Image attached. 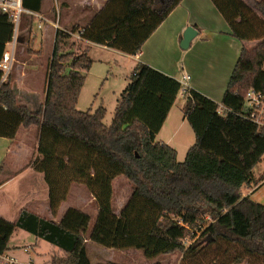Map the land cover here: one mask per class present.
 <instances>
[{
	"label": "trees",
	"instance_id": "trees-1",
	"mask_svg": "<svg viewBox=\"0 0 264 264\" xmlns=\"http://www.w3.org/2000/svg\"><path fill=\"white\" fill-rule=\"evenodd\" d=\"M211 1L231 36L259 43L241 52L221 103L224 115L219 104L190 91L184 113L195 143L183 162L174 148L156 141L180 92L178 80L139 64L108 126L104 107L93 113L77 108L93 65L90 47L80 55L70 52L79 34L92 44L136 56L183 0H108L86 26L58 29L46 98L35 110L19 103L11 75L0 86V138L15 140L20 128L40 132L32 167L45 177L52 214L57 216L73 184L85 186L98 207L89 238L92 218L80 209L69 208L59 223L22 210L12 231L1 235L0 254L13 231L21 229L62 251L53 255L52 264H92L88 240L116 251H142L148 260L181 253V264H201L208 256L211 264H264V205L242 195L243 186L264 177H255L264 161V132L242 116L246 92L264 93V0ZM42 5L43 0H23V8L33 13H40ZM13 35L9 16L0 13V60ZM119 177L130 183L132 195L116 215L113 183ZM203 216L214 223L186 247L184 240ZM172 217L185 218L190 229Z\"/></svg>",
	"mask_w": 264,
	"mask_h": 264
},
{
	"label": "crops",
	"instance_id": "crops-1",
	"mask_svg": "<svg viewBox=\"0 0 264 264\" xmlns=\"http://www.w3.org/2000/svg\"><path fill=\"white\" fill-rule=\"evenodd\" d=\"M107 2L108 0H43L42 10L37 14L43 17L45 21L40 22L34 16H27L33 20V26L31 27L41 32H39L41 39H38L37 42L40 44V42L45 41L48 38V33L51 32L53 43L58 29L70 32L75 26L81 28L86 26ZM55 13L57 14L56 21ZM39 25H42L41 29L38 28ZM191 26L196 30L197 36L191 41L189 47L184 50L181 48V42L187 28ZM73 38L79 44L90 47L89 53H92L94 48L102 50L103 52L100 51L101 57L94 60V63L97 62L101 66H107L110 69L109 73L115 68L117 73L127 70L134 72L139 64H145L176 80H179L182 75H189L191 77V89L205 95L219 105L222 103L241 52L247 44V42H241L231 36L229 26L211 0H183L147 40L142 51L136 56L127 55L118 50L92 44L85 40H79L77 36H73ZM111 75L114 76V73ZM130 82H125V85L128 86ZM186 102L187 96L179 92L175 104L156 138L158 143L169 145L177 151L179 162L185 160L188 150L195 143V135L184 113ZM42 104L40 103V105ZM180 104L181 107L178 108L177 106ZM24 105L29 107L26 103ZM178 114L180 120L177 119ZM39 140L40 132L36 127L20 128L15 140L0 138V167H4L0 176V193L5 194L6 190L13 185L21 184L24 187V183H26L31 185V191L36 194V197L30 202L12 211H15L14 217L20 215L22 210H27L42 218L59 223L69 208H77L85 212V207L90 205L93 206L94 214L89 215L92 219L96 215L97 219L98 207L93 195L89 193L85 186L75 184L71 187L67 200L61 204L57 216L55 217L52 214L48 203L49 188L45 182V177L32 167L33 161L38 156ZM26 175H28V179L23 180L22 178ZM255 177L256 179L261 178L256 175ZM118 182L122 187L127 188V191L124 192L118 202V210L114 209V193L112 204L116 215L121 212L129 200L126 194H131L128 191L131 185L124 177H119L114 181V192ZM242 195L243 197H249L253 202L264 205V178L259 184L243 186ZM72 199L79 201L72 203ZM10 211L7 205L0 204V219H6L7 216L5 215ZM13 222L15 221L13 220ZM89 236L90 232L88 231L87 238ZM10 242L7 243L5 254L20 262H26L27 260H20L16 257L15 249H17V246H10ZM96 246L97 244L87 241L88 255L92 264H100L101 261H115L109 253L116 250L106 248L112 251H101ZM51 247L53 255L62 254L59 248L52 245ZM91 251L95 254H92ZM135 251L126 250L123 252L127 257ZM48 260H51V258ZM149 261L151 264L157 263L156 259Z\"/></svg>",
	"mask_w": 264,
	"mask_h": 264
},
{
	"label": "rangeland",
	"instance_id": "rangeland-1",
	"mask_svg": "<svg viewBox=\"0 0 264 264\" xmlns=\"http://www.w3.org/2000/svg\"><path fill=\"white\" fill-rule=\"evenodd\" d=\"M55 17L56 21V13ZM31 26H33V20L28 18V16L24 14L22 16V21L17 37V49L15 56L16 62L14 63L10 79L13 89L15 90L17 96L19 95V103L22 105L26 103L30 108L37 109L40 103H43L45 98L47 71L49 61L53 53L54 42L52 43V34L51 32H49L48 38H46L45 41L41 40L42 42H40L39 44L37 41L38 39H41V32L38 29V31L34 30ZM258 43L259 41L247 42L246 49L250 50L254 48ZM85 49L86 46L77 44L72 48V50H70V52H73V54L75 55H80L85 51ZM100 51L102 50L94 48L93 52L89 53V57L92 59L93 65L87 73L86 81L82 88L79 99V101H81V104L78 103L77 108L80 111H91L93 113L99 107H104L107 111L104 122L109 126L111 125L114 118V112L118 100L127 87L125 85V82L131 81L133 72H131V70H127L117 73V70L115 68L109 73L110 69H108L107 66H101L100 63L97 62L94 63V60H98V58L101 57L100 55L102 54ZM112 73H114V76L111 75ZM177 107L180 108L181 104ZM177 119L180 120L179 114ZM182 131L184 130L182 129ZM28 175L24 176L22 179H28ZM255 175L257 177H262L264 175V161L256 168ZM25 185L27 184L24 183V187L21 186V184H18L16 186L13 185L6 190L5 194L0 193V202H3L0 204H4L5 206L7 205L9 207V210H11L7 213V215H5L7 216V218L1 220L3 221V224L0 225V239H2V234L12 231L13 228L11 225L14 224L13 220L16 221L19 217V214L16 215L17 217H14L15 211H12L20 208V206H23L27 202H30L34 197H36V194L31 191V185ZM125 191H127V188L122 187V185L118 182L115 186L114 192L115 210H118V202L121 200V196ZM128 191H130L131 194H126V197L128 196V198L130 199L132 195V187L128 189ZM75 200L76 199H72V203L79 201ZM85 208L86 213L90 215L94 214L93 206L87 205ZM202 219L203 220L201 222L203 223V225L208 227L211 221L208 220L206 216H203ZM95 223L96 215L91 220V224L88 230L89 232L92 231ZM192 235L194 236L193 231L191 232L190 236H188L184 240V245H186V247L190 246L201 237V235H199L198 238H196L192 237ZM9 241H11L10 246H17V249L15 250L16 257L18 259L26 261L29 258H32L36 262L39 261V263L42 261L41 263L52 264L51 260H48L50 258L52 259L53 257V250L49 243L43 240L36 239L33 235L21 229H15L10 236ZM96 247L101 251L107 250L102 246L97 245ZM107 251L111 252L112 250ZM92 254L95 253L92 252ZM109 255L111 256V258H114L115 261H101L100 264H151V262L144 256V253L142 251L132 252L130 253V255H127V257L125 255V252L123 251H113V253L111 252L109 253ZM182 256L183 255L181 253H176L175 255L160 256L156 259V261L157 263L159 262L161 264H181ZM211 258V256H208L201 264H211Z\"/></svg>",
	"mask_w": 264,
	"mask_h": 264
},
{
	"label": "built area",
	"instance_id": "built-area-1",
	"mask_svg": "<svg viewBox=\"0 0 264 264\" xmlns=\"http://www.w3.org/2000/svg\"><path fill=\"white\" fill-rule=\"evenodd\" d=\"M0 13L6 14L9 16L11 22L14 25V35L11 40L6 45L3 57L0 60V86L5 83L9 76L11 75L14 63L16 62V49H17V37L18 31L21 25L22 16L24 14L36 17L40 22L45 21L43 17L39 16L37 13L30 12L23 8V0H0ZM56 27H58L56 25ZM38 28H42V25H39ZM84 31V30H82ZM79 40H82L79 34H75ZM180 84V92L187 96L190 95L191 86L190 81L191 77L189 75H182L178 80ZM218 112L221 115L226 113L225 108L222 105H219ZM245 119L252 121L258 128L264 132V93L256 91L255 89H250L246 92L244 98V114L242 115ZM211 223L208 227L214 223V220L210 216H206ZM172 220L175 221L178 225L189 228L190 223L185 218H175L172 217ZM203 219H201L202 221ZM199 222V225L193 231V234L198 238L208 227L204 226L202 222ZM201 229V230H200ZM186 246V245H185ZM0 264H45L39 263L29 258L26 262H20L17 259L6 255L5 253L0 254Z\"/></svg>",
	"mask_w": 264,
	"mask_h": 264
},
{
	"label": "water",
	"instance_id": "water-1",
	"mask_svg": "<svg viewBox=\"0 0 264 264\" xmlns=\"http://www.w3.org/2000/svg\"><path fill=\"white\" fill-rule=\"evenodd\" d=\"M197 36V32L194 29V27H188L185 34H184V38L181 42V48L182 49H187L191 43V41Z\"/></svg>",
	"mask_w": 264,
	"mask_h": 264
}]
</instances>
